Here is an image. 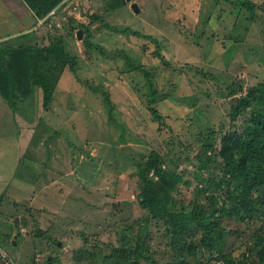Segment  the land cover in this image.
Returning a JSON list of instances; mask_svg holds the SVG:
<instances>
[{"label":"rangeland","instance_id":"1","mask_svg":"<svg viewBox=\"0 0 264 264\" xmlns=\"http://www.w3.org/2000/svg\"><path fill=\"white\" fill-rule=\"evenodd\" d=\"M109 1L82 0L83 18L72 21L89 31L79 39L72 29L67 52L44 63L56 83L53 98L47 109L37 90L29 109L41 117L31 142L38 147L39 188L36 173L22 175L30 165L25 158L0 205V264H100L97 257L116 250L124 235L135 243L147 231L150 261L141 264H223L217 251L199 244L181 254L169 245L163 221L142 220L151 214L138 202V163L159 153L166 168L192 183L174 190L178 207L194 200L206 159L198 137L212 124L233 129L232 83L240 95L264 81V0ZM148 79L164 98L158 104L164 123L148 108ZM25 105L18 109L28 114ZM213 158L206 173L218 170L220 155ZM42 166L54 172L45 183ZM255 173L251 168V180ZM260 216L225 224L233 257L243 258L257 239Z\"/></svg>","mask_w":264,"mask_h":264},{"label":"trees","instance_id":"2","mask_svg":"<svg viewBox=\"0 0 264 264\" xmlns=\"http://www.w3.org/2000/svg\"><path fill=\"white\" fill-rule=\"evenodd\" d=\"M25 1L37 16L43 18L65 0ZM109 2L125 4V0ZM243 3L246 2H235L236 5ZM247 7L251 8V4H247ZM80 29L88 32L90 28L83 23L80 24ZM57 38L52 40L50 37L49 44L41 42L33 46L12 47L0 43V95L12 110H17L37 90H42L43 105L49 109L56 83L47 76L44 63L52 55H64L67 52L63 38ZM148 81V108L157 122L164 123L165 117L158 107L164 98L158 95L154 83L149 79ZM231 88L229 117L233 129L212 124L198 137V144L202 148L200 155L204 154L206 159L201 160L198 165V185L193 190L194 200L189 206L178 207L174 190L181 184L191 187L192 183L185 174L166 168L161 155L153 152L138 163L137 176L141 182L138 202L151 214L142 220L145 223L151 219L163 221L167 226L166 235L171 239L169 245L181 254L187 251L191 255L199 244L209 251H217L216 262L264 264V81L240 95L242 88L236 89L234 83ZM243 116L246 119L241 128H238L237 122ZM217 154L221 158L218 170L206 173L211 164L216 162L213 156ZM251 168H256L252 180L249 177ZM4 199V195L0 196V205ZM255 215H261L263 220L256 234L257 239L248 246L243 258H235L226 250L228 232L225 224L231 220L245 222ZM198 233L201 236L196 243L194 238ZM230 233L236 232L231 230ZM149 252L147 231L139 233L135 243L128 235H124L122 244L116 250L101 254L97 259L100 264H141L143 260L150 261ZM92 255L89 254L88 259H93ZM179 264L202 263L183 260Z\"/></svg>","mask_w":264,"mask_h":264},{"label":"crops","instance_id":"3","mask_svg":"<svg viewBox=\"0 0 264 264\" xmlns=\"http://www.w3.org/2000/svg\"><path fill=\"white\" fill-rule=\"evenodd\" d=\"M81 2L82 0H65L49 15L41 18L25 0H0V43L12 47L33 46L41 42L49 44L50 37L53 40L66 34L62 37L63 45L65 48H70L72 29L75 28L76 34L82 30L75 27L78 22L72 21L73 19L80 21V18H83L81 12L77 11ZM138 5L141 9L140 3ZM67 18L72 19L66 23ZM32 96L24 102L28 114L27 111L19 112V109L16 114L12 113L9 103L0 95V196L4 195L5 198H9L5 194V189L20 173L25 158L30 159V165L24 168L23 176L37 174L36 169L40 164L36 155L37 144L31 143L38 127L37 122L41 118L38 114L35 116L29 111L30 103L33 101ZM39 146L42 148L40 144ZM42 168L40 177L45 183L47 179H52L54 172L44 166ZM36 174L34 180L38 189L39 181ZM47 187L48 184L43 185V188Z\"/></svg>","mask_w":264,"mask_h":264},{"label":"water","instance_id":"4","mask_svg":"<svg viewBox=\"0 0 264 264\" xmlns=\"http://www.w3.org/2000/svg\"><path fill=\"white\" fill-rule=\"evenodd\" d=\"M126 2H131V0H126ZM132 9L135 11V12H140L141 9L138 5V3L134 2L132 3ZM77 36L79 39H82L83 38V31L82 30H79L78 33H77Z\"/></svg>","mask_w":264,"mask_h":264}]
</instances>
